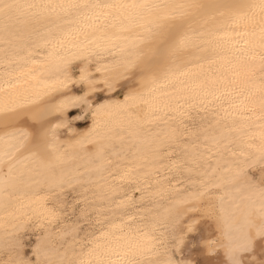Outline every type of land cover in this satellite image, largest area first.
<instances>
[{"label":"bare ground","instance_id":"6f19581e","mask_svg":"<svg viewBox=\"0 0 264 264\" xmlns=\"http://www.w3.org/2000/svg\"><path fill=\"white\" fill-rule=\"evenodd\" d=\"M197 2L207 4L221 0ZM218 22L219 18L210 23ZM201 28L199 20L191 23L193 31L199 32ZM20 35L23 38L26 30L22 29ZM238 55L225 44L190 42L168 58L165 68L177 76L185 71L204 75L200 81L190 80L177 84L175 89H164L168 95L163 98L153 91L158 85L150 80L142 82L140 77L125 72L116 55L101 54L89 60H75L61 77L68 81L65 86L39 97L25 98L24 106L14 112H0V152L6 139L12 143L22 138V132H27L25 148L16 155L30 157L18 166L25 172L24 179L8 192H0V202L5 197L10 201L6 208L0 203V262L5 253L9 257L15 255L9 249L17 241L23 243L26 256L32 255L31 250L40 241L42 247L54 248L64 264H77L87 250L86 240L92 238V233L98 236L100 230L122 225L123 233L117 231L116 234L124 235L125 240L130 238L129 229L138 230L134 233L136 238L142 237L144 232L154 238L158 254L143 258L140 264H164L167 251L174 245L173 237L181 236L185 253L190 252L186 259H190L191 264L206 263H201L200 258L189 251L190 237L205 256L226 264L225 250L221 247L226 243L223 235L226 222L242 223L244 211L243 205L239 210L235 208L229 192L243 185L246 178L238 176L242 167L236 163L240 149L217 151L212 148L208 152L204 148V133L206 129L239 125L241 118L223 119V109L228 107L225 89L215 94L220 96L217 100L214 95L206 96L195 85L246 71L249 62L237 64L235 68L230 65L229 61L235 63L234 56ZM83 74L87 75L85 81L81 80ZM54 82L55 77L48 83ZM131 96L136 98L124 103L125 97ZM101 105L104 107L100 108ZM75 110H79V119L89 116L86 125L70 124ZM6 122L8 127H5ZM100 134L110 138L107 142L112 147L97 158L95 142ZM233 152L237 156H233ZM56 155L63 156V164L52 171L40 166L39 160L47 162ZM193 160L197 161L196 165L192 164ZM187 168L192 170L187 171ZM213 169L217 181L230 183L232 187L205 193L194 202L195 210L189 205L177 204L190 193L203 191L199 187L204 179L201 173H212ZM62 172L66 178L76 177L77 180L58 185L51 177H59ZM249 176L260 179L258 169L249 172ZM190 183L195 186L190 187ZM69 187L79 188L78 199L83 203L80 216L74 219L67 217L68 204L63 195ZM135 187L146 190L145 200L130 208L117 207L120 200L113 194L121 196L128 191L134 201H139ZM148 193L152 194L150 198ZM90 215L95 227L84 233L80 221ZM129 216L135 219L129 220ZM193 220L196 223L193 224ZM189 225H192L191 232ZM30 226L38 230L31 241L27 234H21Z\"/></svg>","mask_w":264,"mask_h":264},{"label":"snow or ice","instance_id":"6c2138e0","mask_svg":"<svg viewBox=\"0 0 264 264\" xmlns=\"http://www.w3.org/2000/svg\"><path fill=\"white\" fill-rule=\"evenodd\" d=\"M218 18V23H210ZM195 20L202 24L199 32L191 29ZM22 29L26 30L23 38ZM194 40L234 48L239 55L234 56L235 63L229 61L232 68L245 61L250 63L243 73L233 72L195 86L217 100L220 96L215 94L225 89L228 107L223 109V119L241 118L239 125L206 129L204 133V148L208 152L212 148L217 151L240 149L236 163L242 167L238 176L246 178L243 185L229 192L235 208L239 210L243 205L244 211L242 223L226 222L223 233L226 243L221 244L226 264H264V0H221L207 4L197 0L183 3L174 0H0V112H14L24 106L25 98L39 97L65 86L68 81L61 77L67 74L73 61L89 60L101 54L118 56L125 72L140 77L142 82L150 80L158 85L153 91L161 98L166 97L164 89H175L177 84L190 80L200 81L204 75L185 71L177 76L165 68L169 57ZM53 77L55 82L49 84ZM81 80H87V75H81ZM130 98L136 97H125L124 103ZM5 127H8L7 122ZM8 135L6 133V138ZM21 136L12 143L6 139L0 152V192H8L25 177L18 166L30 157L16 154L25 148L28 133L22 132ZM109 139L106 134L98 136L94 153L97 158L112 147L107 142ZM232 155L237 156V153ZM39 163L52 171L63 164L64 159L56 155L53 160H39ZM192 164L196 165L197 161L193 160ZM254 169L259 171L258 181L249 176ZM214 172L213 169L212 173H201L204 179L199 187L203 191L190 193L177 204L189 205L195 210L194 202L205 193L232 187L230 183L217 181ZM51 179L60 186L77 180L76 177L66 178L63 172ZM189 186L195 185L190 183ZM134 190L139 201H134L128 191L121 193L123 198L113 194L120 200L117 207L130 208L145 200L144 188ZM151 195L147 194L149 198ZM220 200L223 202L224 197ZM0 203L6 208L10 201L5 197ZM134 219L129 216V220ZM192 230L189 225L188 231ZM117 231L123 233V226L100 230L98 236L92 233V238L86 240L87 250L77 264H140L143 258L158 254L151 234L144 232L142 237L136 238L134 233L138 230L129 229L130 238L125 240ZM173 239L174 245L167 251L164 264H191V260L186 259L190 252L184 251V237ZM9 251L15 255L0 264H64L54 248H44L40 241L31 250V256L24 254L20 241ZM214 252L215 245L212 246Z\"/></svg>","mask_w":264,"mask_h":264},{"label":"rangeland","instance_id":"374dc122","mask_svg":"<svg viewBox=\"0 0 264 264\" xmlns=\"http://www.w3.org/2000/svg\"><path fill=\"white\" fill-rule=\"evenodd\" d=\"M78 112H79V110L72 111V113H71L72 114L71 115L72 116L71 117V121L72 122L70 121V124L77 122V124H79V125H86L88 123L89 119H90L89 116L86 115L85 117L79 119V118H77ZM78 190H79L78 187H69V188H67L64 191L65 193L63 194L65 196V198L67 200V204H68V207H67L68 209L66 211V213L68 215L67 217H70V218H73V219L78 217V216H80L79 215V211H80V208L83 206L82 205L83 203L78 199L80 194H81L80 193L81 191L79 192ZM71 208H72V210H71ZM80 225H81L82 230L84 231V233H87L88 230L94 228L95 227V223H94V220H93V215H90L89 218H87V220H81L80 221ZM202 227L205 228L206 226L204 224H202ZM30 228L28 227V229L25 230L21 234H23L24 236L27 234L26 236H28L29 240L31 241V240H33L35 238L36 234L38 233V230L36 229L37 228L36 226H30ZM190 240H191V243L189 244L190 246H188V247H189V251L191 250V254H193V256H196L197 259L200 258L198 260L201 263H206V259H207V263L208 264H215L216 261L214 259H211L210 256H205V253L201 249L199 250V249H197L195 247L196 245H195V243H193L195 241L193 237H190ZM193 245H194V247H193ZM191 246H192V249H191ZM186 253H188V251ZM8 255L9 254H7V253L3 254L4 257L3 256L1 257L2 258L1 262H3L4 260H8L9 259ZM202 261H204V262H202Z\"/></svg>","mask_w":264,"mask_h":264}]
</instances>
